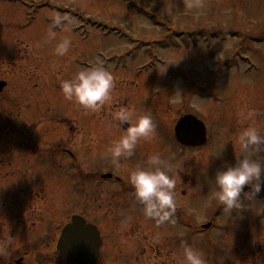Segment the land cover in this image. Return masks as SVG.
<instances>
[{"label": "rangeland", "instance_id": "rangeland-1", "mask_svg": "<svg viewBox=\"0 0 264 264\" xmlns=\"http://www.w3.org/2000/svg\"><path fill=\"white\" fill-rule=\"evenodd\" d=\"M186 2L175 0L166 13L165 0H0V77H7L11 86L6 90L25 84L29 92L34 83L40 87L48 78L54 92L49 114L74 119L71 122L76 120L84 129L82 139L72 132V143L78 144L75 162L55 161L57 174L51 176L62 195L74 194L69 177L59 173L62 170L70 175L111 170L129 183V170L146 165L152 152H160L172 164L170 175L177 179L176 203L184 212V226L176 220L157 225L143 215L132 194L119 193L120 184L98 185L92 179L77 187L81 194L70 198L72 205L66 201L69 210L57 211L55 225L64 224L72 212L102 227L101 264H181L184 242L202 251L207 264H257L258 260L264 264V186L256 200L244 199L243 208L233 210L229 220L222 205L211 198L215 185L210 180L223 167L222 161H235V137L243 127L251 124L264 134V0H204L203 13L189 11ZM55 15L74 21L70 33H60L73 40L63 57L55 55L52 43H44ZM169 61L178 62L169 63L161 73ZM97 62L113 73L115 86L109 104L89 111L64 98L61 81ZM48 90L45 83L40 96ZM121 107L132 110L134 116L150 114L155 131L117 168L104 153L124 131L115 122L109 126L111 114ZM249 109H255V115L245 119L241 112ZM187 113L206 126L207 141L201 147H181L173 140V126ZM226 140L221 155L214 156ZM16 167L13 162L4 169ZM26 169L20 165V171ZM101 186L118 189L113 192L121 200L118 206H101L97 197L104 191ZM24 205L21 224L25 221L31 231L44 228L46 221H39L38 213L43 204ZM29 206L34 211L26 210ZM128 209L130 213L124 214ZM212 218L214 226L207 233L190 230V224Z\"/></svg>", "mask_w": 264, "mask_h": 264}, {"label": "flooded vegetation", "instance_id": "flooded-vegetation-1", "mask_svg": "<svg viewBox=\"0 0 264 264\" xmlns=\"http://www.w3.org/2000/svg\"><path fill=\"white\" fill-rule=\"evenodd\" d=\"M19 72L22 73V70ZM0 81L3 82L0 90V117L3 118V121L0 120V240L10 241L6 252L0 255V264H57V262L77 264L63 256L57 248L62 229L72 222L73 216H79L85 224H92L96 227L100 245L95 264H101L104 245L102 227L81 213L71 212L66 216L68 220L61 226L59 223L55 225V222L58 221L55 216L60 209L69 210L70 206L66 201H69L73 195H80L81 192L77 191V187L81 188L79 186L83 185L85 181L89 182L88 179H92V183L98 185L120 184L118 188L120 194H132L131 185L123 181L120 174L111 170L93 173L76 171L74 172L75 182L73 173L70 175L62 170L59 173L69 177V184L74 190L73 195L66 193L62 195L52 179L54 176H51L57 174L55 161L66 158L70 160L68 161L70 163L75 162L78 144L72 143V132L76 131L77 134H81L80 139H82L84 129L80 128L76 120L71 122L74 119L63 116L56 119L53 113L49 114L52 112L54 92H52V85L48 78L44 79L43 85L40 87L34 83L29 92L25 90V84H18L14 87L19 88V92H14V88L6 90L11 87L10 81L8 82V78L4 76L0 77ZM45 83L49 85L50 90L47 91V95L40 96L39 90L41 91ZM2 105H5L7 110L3 111ZM13 162L17 166L15 169H4L5 167L10 168ZM20 165L27 169L20 171ZM20 181L22 185H20ZM102 189L104 191L101 192V197L97 196L101 206H106L108 209L115 205L118 206L117 204L121 200L113 193L115 188L113 191H109L103 186ZM118 189H116L117 192ZM83 190L88 195L87 188H83ZM57 195L58 197H56ZM126 196L124 195L125 198H127ZM29 201L43 204L44 208L38 213L41 216L39 221H46L44 228H36L35 231H31L25 221L23 222L25 225L22 223L24 225L22 226L20 222L21 210H23L24 204ZM62 201L63 208H61ZM132 201L141 207L134 197ZM69 204L72 205L70 201ZM33 209L34 206H29L26 210L31 212L34 211ZM128 212L130 213L129 209L123 211L124 214ZM117 215L114 216L117 217ZM174 219L180 226H184L185 215L179 206L176 208ZM20 228L23 230L21 235ZM26 231L27 233H25ZM25 239L26 242H24ZM178 240H183V237L178 236ZM43 241L42 246H34L35 243Z\"/></svg>", "mask_w": 264, "mask_h": 264}, {"label": "clouds", "instance_id": "clouds-1", "mask_svg": "<svg viewBox=\"0 0 264 264\" xmlns=\"http://www.w3.org/2000/svg\"><path fill=\"white\" fill-rule=\"evenodd\" d=\"M174 4L175 0H165V12H171ZM186 8L192 12L203 13L204 0H187ZM73 23L69 16L55 15L51 19L44 43L53 44L56 56L63 57L69 54L73 46L72 37L60 36V33H70ZM178 61H169L159 71L164 73L169 63ZM114 86L113 73L102 63L97 62L92 67L78 70L71 78L62 80L60 90L66 100L79 104L85 110L99 111L111 102ZM241 115L245 119H251L255 115V109L242 111ZM112 122L123 127L124 131L107 146L104 155L119 168L122 158L132 156L141 140L152 138L155 124L150 114L134 116L133 111L127 107L114 111L109 126ZM229 140H226L213 155L220 156L221 150ZM231 142L233 143L232 140ZM235 144L238 146V151L234 150L235 161L233 163L222 161L223 167L218 168L210 178L215 185L211 198L222 205V211L229 220L232 218L233 210L243 208L244 199L256 200L257 194L264 186V134L249 124L237 133ZM171 169L172 164L157 151L148 155L146 165H138L128 172V182L132 187L135 201L141 205L143 215L157 225L175 223L177 179L170 175ZM245 185L250 187L245 190ZM123 223L126 225L127 220ZM9 242L7 239L0 240V255L6 252ZM181 264H207V261L202 251L184 242ZM257 264H260L259 260Z\"/></svg>", "mask_w": 264, "mask_h": 264}, {"label": "water", "instance_id": "water-1", "mask_svg": "<svg viewBox=\"0 0 264 264\" xmlns=\"http://www.w3.org/2000/svg\"><path fill=\"white\" fill-rule=\"evenodd\" d=\"M3 82L0 81V90ZM126 127V125H125ZM178 142L187 146H200L206 141V127L193 114H184L174 125ZM100 238L96 227L85 224L79 216H73L61 232L57 248L60 253L77 264H95Z\"/></svg>", "mask_w": 264, "mask_h": 264}]
</instances>
